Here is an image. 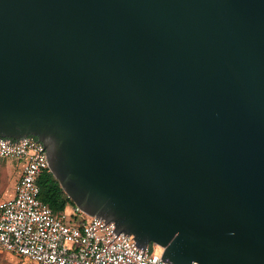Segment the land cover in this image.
I'll use <instances>...</instances> for the list:
<instances>
[{"label":"water","instance_id":"1","mask_svg":"<svg viewBox=\"0 0 264 264\" xmlns=\"http://www.w3.org/2000/svg\"><path fill=\"white\" fill-rule=\"evenodd\" d=\"M26 137L137 249L264 264V0H0V139Z\"/></svg>","mask_w":264,"mask_h":264},{"label":"built area","instance_id":"2","mask_svg":"<svg viewBox=\"0 0 264 264\" xmlns=\"http://www.w3.org/2000/svg\"><path fill=\"white\" fill-rule=\"evenodd\" d=\"M10 143L0 139V158L16 159L23 167L14 197L0 202V256L10 254L34 264H169L155 244L143 252L132 236L116 235L113 222L105 225L76 206L70 214L54 211L40 199L38 181L50 170L43 146L30 137L14 147Z\"/></svg>","mask_w":264,"mask_h":264},{"label":"trees","instance_id":"3","mask_svg":"<svg viewBox=\"0 0 264 264\" xmlns=\"http://www.w3.org/2000/svg\"><path fill=\"white\" fill-rule=\"evenodd\" d=\"M38 183L41 189L40 199L54 211L71 210L75 207L74 202L67 196L50 170L40 177Z\"/></svg>","mask_w":264,"mask_h":264},{"label":"rangeland","instance_id":"4","mask_svg":"<svg viewBox=\"0 0 264 264\" xmlns=\"http://www.w3.org/2000/svg\"><path fill=\"white\" fill-rule=\"evenodd\" d=\"M19 163L20 162L16 159L0 158V180L3 179L4 174L6 176H10L13 179L12 175L16 172L17 167H18L17 165ZM8 183H9L8 181L4 182L2 190H6L8 188ZM67 212L70 214L71 210H67ZM0 264H34V263L32 261H29V260H21L20 258L15 257V256L10 255V254H2L0 256Z\"/></svg>","mask_w":264,"mask_h":264},{"label":"crops","instance_id":"5","mask_svg":"<svg viewBox=\"0 0 264 264\" xmlns=\"http://www.w3.org/2000/svg\"><path fill=\"white\" fill-rule=\"evenodd\" d=\"M17 166L18 167H17L16 172L12 175L13 179L10 176H6L4 174L3 179L0 180V202L8 201V200L12 199L15 195V184H16L17 180L22 175V167H23L22 162H20ZM5 181L9 182L8 188L6 190H2V187H3Z\"/></svg>","mask_w":264,"mask_h":264}]
</instances>
